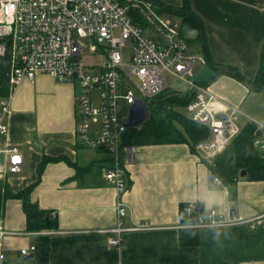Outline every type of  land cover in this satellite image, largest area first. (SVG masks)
<instances>
[{
    "label": "crops",
    "instance_id": "1",
    "mask_svg": "<svg viewBox=\"0 0 264 264\" xmlns=\"http://www.w3.org/2000/svg\"><path fill=\"white\" fill-rule=\"evenodd\" d=\"M150 1L159 15L173 21L178 17L182 36L187 35L182 23L191 29L184 37L190 51L204 57L208 53L213 63L224 67L208 85L238 105L237 134L211 156L187 141L135 144L132 158L125 161L123 221H147L152 227L126 230L121 244L114 246L106 231L117 220V191L104 176L110 155L77 141L76 87L45 72L33 80L23 78L13 90L8 131L0 136V147L18 145L25 157L22 169L0 186V223L16 232L0 234L7 264L23 262L20 247L35 244L39 234L48 235L49 264H264V217L253 227H200L195 244L179 242L180 227L186 226L180 207L189 202H202L203 211L214 208L245 217L264 213V179L241 176L235 162L236 155L260 152L256 138L264 143V87L250 89L230 70L233 66L245 77L256 75L264 44V0ZM185 2L189 23L182 22ZM146 32L157 36L150 28ZM168 84L182 93L187 90L177 79ZM44 157L49 158L38 175ZM31 184L28 199L50 213L54 225L27 229L22 197L8 193Z\"/></svg>",
    "mask_w": 264,
    "mask_h": 264
},
{
    "label": "built area",
    "instance_id": "2",
    "mask_svg": "<svg viewBox=\"0 0 264 264\" xmlns=\"http://www.w3.org/2000/svg\"><path fill=\"white\" fill-rule=\"evenodd\" d=\"M127 41L129 56L123 61L121 49ZM8 47L12 58L7 91L0 94V136L8 131L6 116L13 90L23 78L33 80L37 73L45 72L56 81L72 83L76 87L77 141L110 155L104 176L117 191L116 224L106 230L111 232V245L119 246L126 230L152 227L147 221L131 225L123 221L126 205L121 194L128 184L125 161L136 149L124 135L129 127V107L137 97L148 106L150 99L169 85L165 73L175 76L193 92L183 106L187 116L209 130V135L196 143L205 156L223 150L239 130L238 105L219 97L208 84L190 79L196 71L194 63L203 65L205 57L189 50L179 25L156 13L150 0H0V61ZM255 144L264 157V143L256 138ZM24 160L18 145L1 146L0 181L19 172ZM191 211L197 215L184 224L197 228L238 223L253 227L264 217V213L249 217L225 214L214 208L200 213L196 202L183 206L182 213ZM6 233L16 232L0 223V234ZM34 249L32 244L19 251L25 257ZM22 261L13 264H25ZM0 264H7L3 251Z\"/></svg>",
    "mask_w": 264,
    "mask_h": 264
},
{
    "label": "trees",
    "instance_id": "3",
    "mask_svg": "<svg viewBox=\"0 0 264 264\" xmlns=\"http://www.w3.org/2000/svg\"><path fill=\"white\" fill-rule=\"evenodd\" d=\"M127 2L128 0H121ZM159 2V1H158ZM162 3V2H160ZM161 4H159L160 6ZM174 9V8H171ZM188 5L185 2L182 7V22H192L187 15ZM179 12V11H178ZM181 12V11H180ZM206 53V51H205ZM206 62L214 66L217 70L223 71L224 67L213 63L208 53L205 54ZM232 73L243 80L248 87L263 88L264 87V44L260 53L259 66L254 78H248L236 71L235 67L231 66ZM208 84V82H204ZM7 91V86L2 83L0 76V94ZM193 96L191 90H186L184 93L176 91L173 88L165 87L155 94L148 103L149 114L146 120L139 126H129L124 139L128 143H168V142H182L187 141L191 146L196 145L198 141L206 138L209 135L207 126L200 124L187 115L180 112L179 107L184 106ZM196 148V147H195ZM261 152L255 154H239L236 155V166L240 169H245L246 172L242 176L252 179H264V157ZM49 157H44L37 167V174L42 171L45 161ZM5 181H0V186L4 185ZM34 184V183H33ZM25 187L17 193H8L12 196H21L23 199V209L26 215L27 229L35 230L54 225V219H51L50 213L45 209L40 208L36 203L31 202L27 197V192L33 185ZM183 205L180 207L181 220L187 221L188 218L193 219L197 213L191 211L190 213H182ZM51 221V222H50ZM197 227L185 226L180 227L179 242L182 245H192L198 240ZM49 241L48 235L39 234L36 237L35 249L33 256L26 257L25 261H33L35 264H49Z\"/></svg>",
    "mask_w": 264,
    "mask_h": 264
},
{
    "label": "water",
    "instance_id": "4",
    "mask_svg": "<svg viewBox=\"0 0 264 264\" xmlns=\"http://www.w3.org/2000/svg\"><path fill=\"white\" fill-rule=\"evenodd\" d=\"M181 29L183 33L185 32L187 35L183 36L185 38L189 37L190 28L182 23ZM11 58H12V50L10 47L7 48L6 53L2 56L0 61V76L2 78V83L6 86L9 85L8 77L11 66ZM217 73V70L214 66L210 65L208 62H205L198 70L195 71L194 74L190 76V79L195 82H209ZM129 119L127 122L128 126H137L143 123L144 120L147 119L149 110L148 106L144 102V100L140 97H137L135 101L129 107ZM218 116L224 117V114L219 113ZM246 172L245 169L240 170V175L242 176ZM209 179L213 180V175H209ZM199 211L202 213L204 205L202 202L198 203ZM33 256V252L27 254L25 257Z\"/></svg>",
    "mask_w": 264,
    "mask_h": 264
},
{
    "label": "rangeland",
    "instance_id": "5",
    "mask_svg": "<svg viewBox=\"0 0 264 264\" xmlns=\"http://www.w3.org/2000/svg\"><path fill=\"white\" fill-rule=\"evenodd\" d=\"M160 15H161V14H160ZM163 15H164V14H162L161 16H163ZM174 20L178 22V17L175 16ZM128 44H129V42L127 41V42L125 43V46L121 49V55H122V60H123V61H126L127 58H128V56H129V52H128ZM194 68H195V69H196V68H199V64H198L197 62L194 63ZM165 76H166L167 81H168L170 84H174V82H175L176 79H177L175 76H173L172 74H170V73H168V72L165 73ZM179 110H180V112H182V113H184L185 115H187L186 110H185V108H184L183 106H181V107L179 108ZM138 126H139V125H138Z\"/></svg>",
    "mask_w": 264,
    "mask_h": 264
},
{
    "label": "clouds",
    "instance_id": "6",
    "mask_svg": "<svg viewBox=\"0 0 264 264\" xmlns=\"http://www.w3.org/2000/svg\"><path fill=\"white\" fill-rule=\"evenodd\" d=\"M218 236H219V233H217V238H218Z\"/></svg>",
    "mask_w": 264,
    "mask_h": 264
}]
</instances>
